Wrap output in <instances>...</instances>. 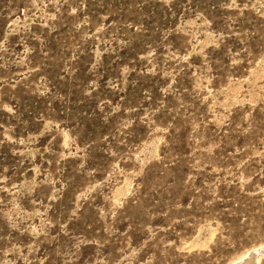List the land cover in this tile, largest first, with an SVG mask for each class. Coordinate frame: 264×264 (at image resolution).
<instances>
[{
    "label": "rangeland",
    "instance_id": "374dc122",
    "mask_svg": "<svg viewBox=\"0 0 264 264\" xmlns=\"http://www.w3.org/2000/svg\"><path fill=\"white\" fill-rule=\"evenodd\" d=\"M259 248L264 0H0V264Z\"/></svg>",
    "mask_w": 264,
    "mask_h": 264
},
{
    "label": "bare ground",
    "instance_id": "6f19581e",
    "mask_svg": "<svg viewBox=\"0 0 264 264\" xmlns=\"http://www.w3.org/2000/svg\"><path fill=\"white\" fill-rule=\"evenodd\" d=\"M264 248H259L257 250L249 252L247 255H245L242 260L235 264H257L259 259L261 258V255H263Z\"/></svg>",
    "mask_w": 264,
    "mask_h": 264
},
{
    "label": "water",
    "instance_id": "95a60500",
    "mask_svg": "<svg viewBox=\"0 0 264 264\" xmlns=\"http://www.w3.org/2000/svg\"><path fill=\"white\" fill-rule=\"evenodd\" d=\"M263 255H264V252H263Z\"/></svg>",
    "mask_w": 264,
    "mask_h": 264
}]
</instances>
